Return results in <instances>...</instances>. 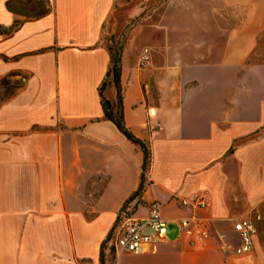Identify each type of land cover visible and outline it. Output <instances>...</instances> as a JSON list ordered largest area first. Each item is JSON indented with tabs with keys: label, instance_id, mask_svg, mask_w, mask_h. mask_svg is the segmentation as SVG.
<instances>
[{
	"label": "crops",
	"instance_id": "0c3cea01",
	"mask_svg": "<svg viewBox=\"0 0 264 264\" xmlns=\"http://www.w3.org/2000/svg\"><path fill=\"white\" fill-rule=\"evenodd\" d=\"M18 1L0 0V79L26 76L0 105V264H264V65L249 63L264 0H43L51 12L38 19L8 8ZM242 8L239 27L213 23ZM119 15L140 20L123 43L121 89L126 126L151 154L132 200L145 155L105 118L100 93ZM174 33L193 34L181 56ZM211 34L222 48L206 47ZM104 96L117 103L112 80ZM199 192L207 209L182 205ZM153 203L174 233L117 255L120 221ZM238 219L258 230L242 255Z\"/></svg>",
	"mask_w": 264,
	"mask_h": 264
},
{
	"label": "built area",
	"instance_id": "2783aa9c",
	"mask_svg": "<svg viewBox=\"0 0 264 264\" xmlns=\"http://www.w3.org/2000/svg\"><path fill=\"white\" fill-rule=\"evenodd\" d=\"M184 207L192 206L205 210L210 204L208 193L199 192L190 198H182ZM186 230H195L201 236H207L208 231L197 222L196 218H186L181 222ZM169 221L163 216L159 203H153L144 218L126 217L122 219L115 231V247L117 255H143L153 247L165 242L168 234ZM240 233L243 244L236 253L242 255L253 250L254 236L258 233L255 223L248 219H238L235 225ZM228 250V248H226Z\"/></svg>",
	"mask_w": 264,
	"mask_h": 264
},
{
	"label": "rangeland",
	"instance_id": "374dc122",
	"mask_svg": "<svg viewBox=\"0 0 264 264\" xmlns=\"http://www.w3.org/2000/svg\"><path fill=\"white\" fill-rule=\"evenodd\" d=\"M24 2L21 4H18L15 6V9L18 12H21L22 14H26L27 16L34 15L36 12H39L42 9V6L36 4L37 2L35 0H31L32 2H28V0H23ZM142 15L139 16L141 18L147 17L151 10L147 9L146 5H142ZM246 10L245 9H231L226 10L223 15H220L219 17H216L213 19L214 24H218L221 27H224L225 30H231L235 27H239L240 25L244 24L245 22V16ZM25 18H22L20 21L24 20ZM140 19V18H139ZM138 18L133 21L130 25H126L122 22V15L114 17L113 23H116V33L109 37V47L113 48L114 50H121L123 48V43L127 39L126 35L133 29V26L137 25ZM168 33H161L157 36L159 37V40H161L162 45L166 41L168 37ZM174 36H181L185 37V39L181 40L180 42L177 40V46L175 48L176 55L181 56V51H184L186 47L192 46L193 41H191L190 36H193V34H178L174 33ZM218 34H211L210 35V43L206 45V47H209V49L215 48L220 46L223 47V43H220V45L215 41ZM110 41H113V43H110ZM147 60H149L148 55L145 57L144 61H142V65H144V62L146 63ZM250 64H260L264 65V37L259 42V47L255 54L251 57L249 60ZM26 76H22V78H16V79H8V78H1L0 79V105L3 103H6L9 101L13 95L16 94L19 87H22L24 85V79ZM107 90V88H106ZM170 229V231H169ZM169 235L171 236L174 233V227L168 228ZM108 248V247H107Z\"/></svg>",
	"mask_w": 264,
	"mask_h": 264
},
{
	"label": "trees",
	"instance_id": "16d2710c",
	"mask_svg": "<svg viewBox=\"0 0 264 264\" xmlns=\"http://www.w3.org/2000/svg\"><path fill=\"white\" fill-rule=\"evenodd\" d=\"M40 6H42V9L39 12H36L34 15L29 16V19H38L41 17H44L48 15L51 11L48 5L43 1V0H35ZM32 2V1H30ZM21 4L20 1L17 2V4ZM8 8L11 11H14V3L10 2L8 4ZM19 25L16 24L15 28L18 27ZM1 27H0V32H1ZM112 55V67L109 73L107 74L103 85L100 89L101 93V98H102V106L105 112V118L108 121L113 122L118 130L133 144L139 146L142 151L144 152L145 155V161L143 165V176H142V181H141V186L139 190L132 196L131 200L134 199L135 197L140 196L144 189H145V175L146 172L148 171L150 167V162H151V154L149 151V147L136 138L133 133L127 128L126 123H125V118H124V105H123V98H122V89H121V50H114L113 48L109 49ZM114 83L116 89H117V103L113 104L109 100H107L104 96V92L106 88L108 87L109 83L111 82ZM104 260V256H103Z\"/></svg>",
	"mask_w": 264,
	"mask_h": 264
}]
</instances>
